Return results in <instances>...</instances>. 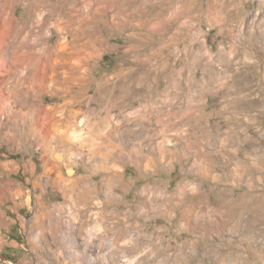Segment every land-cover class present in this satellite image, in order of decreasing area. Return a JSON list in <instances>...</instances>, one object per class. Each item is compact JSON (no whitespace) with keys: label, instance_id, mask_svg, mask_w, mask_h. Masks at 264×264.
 I'll return each mask as SVG.
<instances>
[{"label":"rangeland","instance_id":"1","mask_svg":"<svg viewBox=\"0 0 264 264\" xmlns=\"http://www.w3.org/2000/svg\"><path fill=\"white\" fill-rule=\"evenodd\" d=\"M41 1L0 0V55L6 53L0 59L25 54L26 43L42 27L33 26L37 9L43 10L42 20L60 24V29L46 28L40 40L64 41L67 51L76 49L75 33L82 42L96 41L85 98L63 106L70 96L53 94L52 86L42 100L65 108L63 116L75 110L79 121L88 113L96 125L109 121L113 144L128 147L131 157L122 160L125 186L104 204L108 211L97 223L91 221L78 234L40 230L32 218L40 193L34 184L44 173L41 150L27 136L29 110L13 114L5 104L0 112V210L5 212L0 264H264V0H199L204 9L201 3L188 12L178 8L186 14L171 11L170 0L158 5L154 0H69L72 8L62 13L54 6L66 0H44L45 8ZM208 3L214 7L210 19L235 22L202 24ZM161 5L168 6L167 18L172 14L182 22L193 14L199 23L184 27L170 18L160 28L154 16ZM93 16L100 23L91 35L85 23ZM19 77L8 70L0 79L26 88ZM55 136L50 130L47 137ZM167 140L170 152L154 149L165 148ZM93 168L74 166L77 175L95 171L93 178L101 182L107 172ZM16 184L31 191V204L26 192L10 197ZM63 200L52 186L44 194L48 205ZM89 208L99 216L98 205ZM90 238L93 245L85 246Z\"/></svg>","mask_w":264,"mask_h":264},{"label":"bare ground","instance_id":"2","mask_svg":"<svg viewBox=\"0 0 264 264\" xmlns=\"http://www.w3.org/2000/svg\"><path fill=\"white\" fill-rule=\"evenodd\" d=\"M66 3L68 4L64 3L61 5V1H57L54 10L58 9L60 10L59 13H62L65 8H72V2L66 0ZM40 5L45 8L47 4H45L43 0V3L41 1ZM51 8L53 9V7ZM42 11L38 9L36 12L34 11L35 14L37 13V18H34V29L37 24L42 27L38 34L35 33L36 35L26 43L27 53L25 52V54L17 56L15 59L14 57H8L9 59L6 58L4 62V57H2V60L0 59V77L8 70L18 72L20 73V84L26 86V88H16V84L14 86L15 88H12L8 86L7 80L0 79V112L5 109V104L8 106L10 113L13 114L20 113L24 108L28 109L30 112V114L27 112L29 117L26 115L27 136L30 141H35L39 145L41 150L40 157L43 160L42 164L44 169V173L38 177V180L35 181L34 184L35 189L40 187V193L36 196L37 212L32 218L33 224L40 230H51L54 234H57L59 230H74L76 234H78L81 230H88L87 227L91 225V221L97 223L98 217L105 216L108 208L105 209L104 204L107 205L110 201L115 200V193L117 190H121L125 186L124 174L120 172L122 160L125 156L129 155V151L127 149L128 147H123L124 145L118 147L115 142L113 144L115 137L109 133L112 128V123L109 121L105 120L96 125V120L90 117V113H88L89 115H85L83 120L79 121L78 117L80 113L75 112V110L73 111L74 113L71 110L66 113V116H63L62 113L65 114L66 112L65 108L63 110L60 109L59 105L50 107L44 104L42 100L43 93L47 90L49 91V88L52 86L55 88L53 94H60V96L62 95L65 97L67 94V96H70V98L65 100L63 106H67L72 102L80 101L85 98V93L87 89L90 88V79L94 72L93 62L98 55V48H96V41L90 40L89 42H82L80 35L76 33L74 38L76 49L72 51L66 50L67 45H65L64 41L63 43L59 41L55 44H49L48 40H40L41 37L44 36L45 29L49 28V26L54 29H60L59 23H51L49 18H44L42 20ZM65 12L67 13V11ZM94 18L95 20L93 19V22L85 23L88 28V33H91V35L98 29L95 24H97L99 19L98 17ZM71 25L73 26V24ZM83 32L85 31L83 30ZM5 45L7 46V44ZM80 48H84L87 53H83ZM4 69H6V71ZM21 69L23 70L22 72H20ZM34 89L37 91H34ZM76 89L80 91L77 92L75 91ZM61 91L63 92L61 93ZM64 92L66 93L64 94ZM60 112L61 115H59ZM91 113H93V111ZM46 114H50L51 116L49 119L50 124L45 122L47 119V117H45L47 116ZM44 117L46 118L45 120ZM7 120L10 121V119ZM50 130L56 134L55 138L52 140L47 137ZM75 138L80 139V142L75 143ZM169 140H167L165 148L159 145L157 148L155 145L151 146V148L155 147L154 149H158L159 152L161 151L163 153L170 152L168 146L171 142ZM48 141H50V145H48ZM156 143L159 144L158 142ZM133 149H136V147ZM198 150L203 156L207 155V152H204L203 145L199 144ZM75 157L80 160H75ZM99 159H103L104 161L99 163ZM135 159L134 161L137 165H142L143 160L141 157L136 156ZM80 163L89 165L92 168L94 167V170H96V168L97 170H105L107 173L102 177L101 182L93 178L95 171L90 174L84 173L77 175L74 166ZM32 167L35 168L34 163H32ZM65 167L68 168L66 172L64 171ZM49 186L57 188L62 193L64 198L62 202L48 205L44 201V194ZM15 190L16 193H12L10 197L17 194L24 195L26 192L27 203H32L33 196L31 191H26L24 186L19 184H16ZM145 190H148V188ZM101 193L112 197L103 200L100 197ZM74 194L77 196L76 198H74ZM148 197L146 198L148 199ZM171 199L170 197L169 200ZM0 202H4V199H0ZM92 203L99 206L97 210L99 216L93 217V215H91L92 209L89 207H91ZM4 217L5 212L0 210V219ZM86 245H93V239L90 238L87 240L85 242V246ZM90 258V261H95L93 257Z\"/></svg>","mask_w":264,"mask_h":264},{"label":"crops","instance_id":"3","mask_svg":"<svg viewBox=\"0 0 264 264\" xmlns=\"http://www.w3.org/2000/svg\"><path fill=\"white\" fill-rule=\"evenodd\" d=\"M163 1L164 0H154V3H155V5L156 4L158 5V3L162 4ZM198 3H201V8L204 9L203 1L200 2L199 0H170V2H169V8H170V10L173 9V12L175 10L178 12V10H179L178 8H182L183 10H185L186 12H188L189 10L192 11L193 8H194V6H196ZM167 7H168L167 5H164V8H163L162 5H161L159 7V9L155 10V16L154 17L157 20H159V22H155V25L160 26V28L162 26V21L163 20H169L172 17V14H171V17L170 18H167V16H165V15L163 16V12L164 11H167ZM211 9H214V7L213 8H210V5L208 3L207 6H206V8H205V10H202L201 11L202 12V16L205 14L204 16L206 17L205 19L204 18H201L202 24L210 25V22L212 21L214 23H217L218 22L219 26L221 25L222 27H224V26H227V25L229 26V25L233 24V22H235V19L229 21V20H226V17L223 18V19H221V20L219 19L220 21L219 20L210 19V11H211ZM180 12H183L184 14H186L184 11H180ZM192 16H193V14L188 15V16L185 15L184 18H183V20H182V22H181V19H179L178 16H176V18H174V17L171 18V21L172 22L173 21L174 22H177L178 23L177 25L180 24L181 26L183 25L184 27H193V24L194 25H197L199 23V20H198V22L195 21ZM226 21H229V22H226ZM179 22H181V23H179ZM160 28H158V29H160ZM198 154H200V153L198 152Z\"/></svg>","mask_w":264,"mask_h":264}]
</instances>
